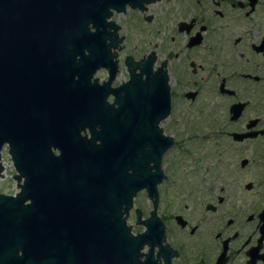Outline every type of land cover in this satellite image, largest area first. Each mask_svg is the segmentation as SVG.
<instances>
[{
	"label": "flooded vegetation",
	"instance_id": "obj_1",
	"mask_svg": "<svg viewBox=\"0 0 264 264\" xmlns=\"http://www.w3.org/2000/svg\"><path fill=\"white\" fill-rule=\"evenodd\" d=\"M109 12L96 24L94 53L72 57L74 67L85 60L70 79L89 73L95 146L109 131L115 164L82 191L64 148L67 139H89L90 128L67 126L61 80L30 101L40 126L23 141L46 140L48 154L46 171H35L31 184L48 196L19 201L44 208L45 220L1 215L0 264H264V0H125ZM49 58L57 60L51 73L69 80L64 55ZM134 90L146 129L158 130L159 143L171 139L155 200L144 189L130 200L120 190L132 176L121 160L130 156ZM3 153L17 191L0 194L14 197L24 175L3 143L0 179L7 178Z\"/></svg>",
	"mask_w": 264,
	"mask_h": 264
},
{
	"label": "water",
	"instance_id": "obj_2",
	"mask_svg": "<svg viewBox=\"0 0 264 264\" xmlns=\"http://www.w3.org/2000/svg\"><path fill=\"white\" fill-rule=\"evenodd\" d=\"M123 1L0 0V147L3 143L7 145L13 167L24 175L23 183L18 186L19 192L14 197L0 194V216L22 214L35 216L41 223L45 220L44 208L32 204L30 207L22 205L19 199H44L48 196L46 188L33 187L31 184L39 180L33 174L35 171H46V140H23L27 133L36 134L40 126V120L33 121L38 114L31 115L33 106L30 101L49 94L59 85V80L69 100V104L63 108L67 126L82 125L90 128L89 139L79 138L74 142L67 139L64 148L65 161L80 183V189L85 192L92 190L94 183L100 181L109 166H114L115 162L110 155L113 154L114 138L109 135V131L106 130L99 141L102 146H95L97 113L94 90L87 80L89 73L83 72L74 83L70 76L85 60L79 61V65L74 67L71 64L74 54L81 53L82 49L94 53L91 48L99 37L95 32L96 24L102 23L109 16L110 7L116 8ZM88 24L94 28L93 32L89 31ZM61 41L64 44H60ZM51 55H64L63 64L69 80L65 75L55 76L51 73L57 63V60L49 58ZM167 96L165 85L166 112ZM142 103L141 92L134 90L132 103L127 107L128 117L132 118L128 130L130 156L121 160L123 166L127 163L132 168L127 186L120 189L128 200L141 189L156 199L155 185L163 177L159 170L160 156L171 143L169 137H163L165 142L159 143L162 138L158 130L154 127L146 129L147 125L143 121L146 114ZM35 109L40 112L43 107L38 105ZM51 109L49 105L45 111ZM67 130V137L71 138V130L68 127ZM54 238L59 239L57 236ZM124 246L118 238V252Z\"/></svg>",
	"mask_w": 264,
	"mask_h": 264
},
{
	"label": "rangeland",
	"instance_id": "obj_3",
	"mask_svg": "<svg viewBox=\"0 0 264 264\" xmlns=\"http://www.w3.org/2000/svg\"><path fill=\"white\" fill-rule=\"evenodd\" d=\"M163 127H165L166 131H169V127L162 123ZM2 163L4 165V167L6 168L5 170V174H6V179H0V193H9V194H14L17 191V187L15 185V183L10 179V175H11V170H12V166H11V162L9 160V158L7 157L6 154L3 153L2 155ZM142 194H138L137 198H141Z\"/></svg>",
	"mask_w": 264,
	"mask_h": 264
}]
</instances>
